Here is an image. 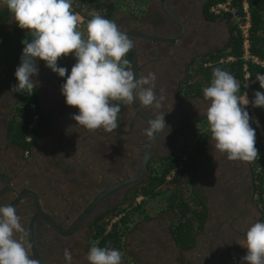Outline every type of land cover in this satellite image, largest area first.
I'll use <instances>...</instances> for the list:
<instances>
[{"label": "flooded vegetation", "instance_id": "1", "mask_svg": "<svg viewBox=\"0 0 264 264\" xmlns=\"http://www.w3.org/2000/svg\"><path fill=\"white\" fill-rule=\"evenodd\" d=\"M126 1L135 4L138 11L122 18L111 16L129 37L133 35L131 31L154 37L133 36L137 80L149 72L155 73V92L164 99L158 109L143 106L138 99L131 104L110 101L120 105L118 127L104 136L85 131L94 144L91 153L83 154L85 157L71 149L67 160L65 152L58 150L65 146L63 133L66 131H60L57 138L54 137L57 131H50L27 150L13 143L9 128L18 96L0 82V206L11 205L16 209L25 233H15V238L24 243L30 258L29 227L34 219L37 220L35 235L45 264H68L64 258L65 249L71 253L70 264H89L86 257L92 243L98 242L94 236L100 227L112 215H118L112 223L124 217L135 191L144 187L172 157L180 130L191 127L195 120H206L204 113L209 102L204 98H183L180 87L191 65L226 51L233 24L237 27L231 15L214 14L210 10L213 4L227 0ZM259 3L264 31V0ZM248 11L250 14L249 3ZM131 19L137 26L130 25ZM76 62V58L71 57L61 63L57 61L58 67L68 70L61 78L47 68L44 61H37L38 69L51 71L47 79L39 74L31 78L40 113L50 128L53 122L49 113L66 114L73 107L67 106L62 94L55 93V103L50 110L45 109L43 82L49 78L54 82L58 80L55 85L61 87ZM128 67L133 71L131 53ZM141 112L151 118L165 114L170 132L167 134L165 129L153 140L147 137L144 129L149 119L142 118ZM256 166V160L251 163L229 161L226 153L214 148L210 137L201 169L189 185L192 197L203 204L206 213L194 248L187 251L177 248L170 233L173 214L151 213L148 221L134 219L128 224L131 231L124 235L119 251L121 264H245L242 258L247 254L243 247L246 231L256 222H264L263 195L261 205L258 202ZM143 199L135 197L136 202ZM46 217L51 219L52 225L44 221ZM194 250L197 252L190 257Z\"/></svg>", "mask_w": 264, "mask_h": 264}, {"label": "clouds", "instance_id": "2", "mask_svg": "<svg viewBox=\"0 0 264 264\" xmlns=\"http://www.w3.org/2000/svg\"><path fill=\"white\" fill-rule=\"evenodd\" d=\"M4 3L18 27L28 30L31 36L30 42L22 41L21 61L15 70L18 83L12 87L13 92H32L31 78L38 75V60L44 61L59 77H65L68 70L58 67L57 61L74 54L77 62L61 85V94L67 106L79 110V114L72 116L77 126L90 131L116 129L120 105L110 101L131 104L138 99L143 106L161 107L164 97L155 92V73L149 72L134 81L129 61L124 59L134 48V42L116 22L93 14L86 24L85 38L77 30L81 17L72 11L71 0H4ZM256 80L264 89V74L257 73ZM239 93L240 85L232 74L213 69L210 86L203 88V98L209 102L204 114L214 148L226 153L229 161L251 163L258 158L256 133L245 110L249 103L247 93ZM254 96L253 107L264 108V93L257 91ZM164 117L165 114H159L149 119L144 134L152 140L165 129L168 134L170 128ZM15 233H25L21 218L13 206H0V264H38L30 258L24 243L15 238ZM97 243H92L87 254L89 264H121L119 251L98 247ZM243 247L247 249L242 258L245 264H264V222L248 228ZM64 258L70 264L72 257L67 249Z\"/></svg>", "mask_w": 264, "mask_h": 264}, {"label": "trees", "instance_id": "3", "mask_svg": "<svg viewBox=\"0 0 264 264\" xmlns=\"http://www.w3.org/2000/svg\"><path fill=\"white\" fill-rule=\"evenodd\" d=\"M100 2L101 0H90L89 3L92 10L99 9L102 17L115 22L111 16V10L116 9L113 1L106 0L104 7L100 6ZM239 3L240 0H233V7L237 11L240 9ZM248 3L251 23L249 29L250 53L252 56L264 61V31L261 5L259 0H248ZM102 11L104 13H101ZM231 20L234 22L235 19ZM233 25L232 37L225 52L211 59L204 58L200 62L191 65L188 69L186 79L180 87V94L183 98H203V88L210 86L212 72L215 68L227 71L236 78L240 85V95L245 91L242 38L236 25ZM25 39H28L29 42L31 41L28 30L18 27L4 0H0V82L9 88L18 83L15 77V70L20 65L24 47L22 41ZM227 56L233 57L234 60L225 64L219 63L220 57ZM70 57L71 54L67 57L62 56L58 62L61 63ZM124 59H127L130 63V52L126 54ZM248 69L252 78H255L257 73L262 74L264 72L262 67L253 64H250ZM257 91L264 93V89L260 87L259 82L251 85L246 93L251 101L253 111L264 130V108L253 107L254 94ZM16 93L18 96L17 108L10 124L9 134L13 143L27 150L40 137L47 135L51 128L48 121L40 113L36 91L33 90L32 98L29 97L27 90ZM31 103L34 104V108H31ZM37 115H39V118L33 121V118ZM202 121L204 120H195L191 127H184L180 130L182 132H180L179 137H182V139L178 137V140L175 141L176 145L172 157L167 163L162 165L156 175L144 187L135 191L132 201L128 205V210L125 209L124 217L112 223L111 221L118 215L110 216L97 231L94 238L98 240V247H109L110 249L121 251L123 246L122 239L127 232L131 231L128 224L132 223L134 219L148 221L151 214L148 211V204L149 202H154L155 204L157 203L159 212L173 214L174 220L170 233L177 248L183 251L194 248L196 237L203 229L206 213L203 204L192 197L189 185L192 177L197 175V172L201 169L202 161L208 150V140L211 137L209 127L205 129L198 127V123ZM250 126L254 128L251 120ZM255 133V147L258 150V158L256 159L259 189L258 202L261 205L264 183V151L256 130ZM189 136L191 138L190 141L188 140ZM27 138H30L31 141L28 142ZM179 140H182L185 144L182 141L178 142ZM172 171L174 172L173 176L170 180H167V176ZM136 196H141L144 199L136 202Z\"/></svg>", "mask_w": 264, "mask_h": 264}, {"label": "built area", "instance_id": "4", "mask_svg": "<svg viewBox=\"0 0 264 264\" xmlns=\"http://www.w3.org/2000/svg\"><path fill=\"white\" fill-rule=\"evenodd\" d=\"M74 3H71V5ZM240 9L239 11H237L234 7H233V0H227L225 2H217L215 4H213L210 7V10L212 13L214 14H229L231 15L237 24V29L240 31L241 34V38H242V60L244 61V65H243V72H244V89L245 91L242 93V95L248 90V88L254 84V82L256 81V77L252 78L250 73H249V65L253 64L256 66H260L264 69V62H260L258 61V59L255 56H252L250 53V44H249V29L251 26L250 23V14L248 11V0H240ZM72 11L74 12V14H78V10L75 6L72 5ZM80 16V15H79ZM88 21H86L84 18L81 17V22L78 25L77 29L80 30L83 27L84 33H86V24ZM83 24H85V26H83ZM87 35V34H86ZM234 60L233 57L231 56H227L224 57L219 61V63H229L232 62ZM264 74V72L262 73ZM28 92V95L30 98L33 97V91L32 92ZM248 97V96H247ZM249 100V98H248ZM31 108H34V104L31 103ZM245 110L249 113L250 116V120L252 125L254 126L255 130L258 133V136L260 138V142L262 144L263 147V151H264V130L262 129L259 120L256 116V114L253 111L252 105H251V101L249 100L248 105L245 107ZM37 120V116H35L33 118V121ZM206 122V120L199 122L198 123V127L202 126L200 125L201 123ZM258 122V124H257ZM206 127H208V125L206 124L205 127L201 128V129H205ZM200 128V127H199ZM29 140V139H27ZM185 159V158H183ZM173 171L167 176V180H170L171 177L173 176ZM263 202H264V183H263Z\"/></svg>", "mask_w": 264, "mask_h": 264}, {"label": "crops", "instance_id": "5", "mask_svg": "<svg viewBox=\"0 0 264 264\" xmlns=\"http://www.w3.org/2000/svg\"><path fill=\"white\" fill-rule=\"evenodd\" d=\"M129 23L131 26H137V24H135V21H133L132 19L129 20ZM48 71L47 70L44 71V69H38V74L40 76L42 75L43 77L45 76V78L47 79L48 77H51V71H49V72ZM56 82H58V80L54 82V79H50V78L48 79V81L46 80L43 82V85H45L46 91L42 95V100L44 103V108L47 110H50V106L53 103H55L54 101H55V97L57 96V94L58 95L61 94V87H57L55 85ZM55 93H57V94H55ZM75 114H79V110L77 108L73 107V108L67 110L66 114L65 113L64 114H62V113L55 114L53 112V114L49 113V115H48L51 119V123L53 122L51 124V126H52L51 131H57L54 133L55 138H57V135L60 134V131H66L65 133H63V138H65V142H66V143H64L65 146L58 147L59 148L58 150H60V152L61 151L65 152L63 155L67 160H68V158L66 155L69 151H71V149H75L78 156L85 157L86 155H83V154L91 153V148L94 145V144H92V140L88 139L86 137V134H85V131H90V130L85 129L82 126H77L76 121H74L72 119V116ZM70 127L73 128L71 131H74V133L68 132V129ZM91 131L97 133V135H100V136L106 135V131L102 128L97 129V130H91ZM49 143H52V142L49 141ZM44 145H46V143ZM48 147H50V146H47V148ZM50 149L52 150L53 148H50ZM199 244H200V246L202 245L201 241L199 242ZM200 246L198 247L199 249H201ZM195 251L196 250H194L190 254L193 255V253Z\"/></svg>", "mask_w": 264, "mask_h": 264}, {"label": "rangeland", "instance_id": "6", "mask_svg": "<svg viewBox=\"0 0 264 264\" xmlns=\"http://www.w3.org/2000/svg\"><path fill=\"white\" fill-rule=\"evenodd\" d=\"M89 1L90 0H82V1L81 0H71V3H74L72 5L77 8L80 17L84 18L86 21H89L90 17L92 18L93 14H99L100 15L99 9L92 10V7H90L91 4L89 3ZM111 1H113L114 6L116 7L115 10H111V15H114V16L120 15V17L122 18V17H126L127 14H129V12L134 13V12L138 11L136 5L133 4L132 2H127L126 0H111ZM105 2H106V0H101L100 6L105 5ZM103 11H104V8H103ZM103 11L101 13H104ZM83 26H85V24H83ZM79 31L84 33L83 27ZM84 34H85V38H86V33H84ZM71 58L75 59L74 54H71ZM206 124H207V122L201 123L200 125H202V126H199L200 129L205 127ZM183 144H185V142H183ZM156 204L154 202H149V204H148L149 213H158L159 212V207ZM151 225L154 226L152 223H151ZM155 226H157V224ZM132 244H133L132 239H130L129 245L131 246ZM190 257H194V255L190 254ZM131 261H132V259H130V262Z\"/></svg>", "mask_w": 264, "mask_h": 264}, {"label": "water", "instance_id": "7", "mask_svg": "<svg viewBox=\"0 0 264 264\" xmlns=\"http://www.w3.org/2000/svg\"><path fill=\"white\" fill-rule=\"evenodd\" d=\"M133 33V35L131 37H129L130 39L133 40V36L134 37H143V38H149V39H154V37L150 36V35H145L144 33H141V31H131ZM134 42V41H133ZM131 53V64L133 66V72L135 74V80H137V53H136V49H135V45L134 48L130 50ZM136 110L138 111V109L136 108ZM141 117H145L146 119H151V117H149L147 114L141 112ZM130 184V183H128ZM49 226L52 225V221L50 218H45L44 220ZM37 220H33L30 224L29 227V241H30V245H31V250H32V257L31 259H35L38 264H45V262L43 261L39 249H38V244H37V240H36V235H35V226H36Z\"/></svg>", "mask_w": 264, "mask_h": 264}]
</instances>
